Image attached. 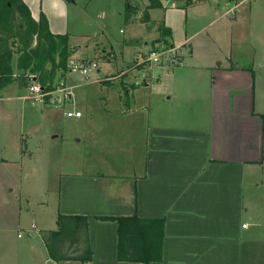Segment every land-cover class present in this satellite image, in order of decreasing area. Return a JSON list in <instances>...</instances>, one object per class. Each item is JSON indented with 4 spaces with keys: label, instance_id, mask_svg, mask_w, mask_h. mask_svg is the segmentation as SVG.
<instances>
[{
    "label": "crops",
    "instance_id": "0c3cea01",
    "mask_svg": "<svg viewBox=\"0 0 264 264\" xmlns=\"http://www.w3.org/2000/svg\"><path fill=\"white\" fill-rule=\"evenodd\" d=\"M23 1L52 33H68L75 0ZM251 1L219 9L218 0H125L135 8L127 24H151V38L167 28L166 49L157 62L146 51L153 66L126 71L129 87L101 77L100 103L87 109L82 92L67 109L82 116L70 140L61 138L95 163L58 176L54 216L87 217L92 255L57 264H144L118 258V225L100 219L134 214L164 220L162 258L149 264H264V7ZM131 48L133 58L139 45Z\"/></svg>",
    "mask_w": 264,
    "mask_h": 264
},
{
    "label": "rangeland",
    "instance_id": "374dc122",
    "mask_svg": "<svg viewBox=\"0 0 264 264\" xmlns=\"http://www.w3.org/2000/svg\"><path fill=\"white\" fill-rule=\"evenodd\" d=\"M226 1L218 0L220 5L215 3V6L220 9ZM252 2L253 7H264V0ZM141 3L144 7L145 3ZM125 4V0H75V3L66 5L70 51L67 68L70 61L95 62L97 68L91 67L87 77L69 73L68 69L57 71L51 83L53 89L47 91L41 87L43 92L40 89L39 96L30 91L32 85L40 86L36 78L38 72L30 68L17 69L19 52L11 41L13 72L20 77L0 94V264H57L54 260L46 262L42 258L48 251L41 236L44 228L57 229L53 198L56 180L61 173L85 170L95 163L87 151H83V145L76 146L73 141L61 138L67 135L70 140L77 129L78 118L68 117L67 109L81 101L82 92L86 95L87 109L94 107L90 102L100 103L102 86L98 79L101 77L111 75L108 81L115 82L112 84L120 83L121 89L129 87L125 80L126 71L133 72L139 67L146 69L152 64L147 54L166 49L164 36L150 37L154 33L151 24L126 23ZM207 11L205 9L202 14L206 16ZM158 12L159 15L162 13L161 10ZM146 36L149 38H144ZM140 38L148 40V46ZM129 44L134 49L139 45L133 58L130 55L132 48L124 49ZM105 49L110 50L111 60L100 57L99 53ZM124 60H128L127 64L123 63ZM130 98L126 95L125 107ZM109 102L113 104L112 97ZM33 121L37 123L31 129L29 125ZM33 132L36 134L34 138L30 134ZM52 134L59 137L52 139ZM121 158L118 167H126L125 157ZM44 201L47 202L45 212L42 208ZM31 245L36 248L34 252L30 251Z\"/></svg>",
    "mask_w": 264,
    "mask_h": 264
},
{
    "label": "trees",
    "instance_id": "16d2710c",
    "mask_svg": "<svg viewBox=\"0 0 264 264\" xmlns=\"http://www.w3.org/2000/svg\"><path fill=\"white\" fill-rule=\"evenodd\" d=\"M135 11L126 7L125 20ZM162 36L167 28L161 25ZM15 43L19 52L16 67L38 72L40 86L51 91L57 71L66 70L70 56L68 33H52L46 16L41 13L35 20L23 0H0V94L19 79L12 66ZM56 56V57H55ZM49 66V67H48ZM23 74V73H22ZM15 76V77H14ZM128 105V104H126ZM101 220L115 221L118 225V251L120 260L149 264L159 261L163 253L164 220L132 216H102ZM56 230H42V240L50 257L55 261L78 260L87 262L92 251L88 236V220L84 215L58 214Z\"/></svg>",
    "mask_w": 264,
    "mask_h": 264
},
{
    "label": "built area",
    "instance_id": "2783aa9c",
    "mask_svg": "<svg viewBox=\"0 0 264 264\" xmlns=\"http://www.w3.org/2000/svg\"><path fill=\"white\" fill-rule=\"evenodd\" d=\"M164 54V51L161 52H152L149 56V59L153 60L154 62H157L160 60V57ZM92 68H97V63L92 62V63H86V62H82V61H70L69 65H68V72L69 73H78L82 76H88V72L89 69ZM41 89V91L43 92L41 86L39 85H32L30 87V91L32 93H36L37 96H39V94H37V92H39ZM43 94V93H42ZM66 115L68 117H81L82 116V112L79 110H72V111H67ZM246 224H244L245 226Z\"/></svg>",
    "mask_w": 264,
    "mask_h": 264
},
{
    "label": "water",
    "instance_id": "95a60500",
    "mask_svg": "<svg viewBox=\"0 0 264 264\" xmlns=\"http://www.w3.org/2000/svg\"><path fill=\"white\" fill-rule=\"evenodd\" d=\"M68 3H72L74 2V0H66Z\"/></svg>",
    "mask_w": 264,
    "mask_h": 264
}]
</instances>
